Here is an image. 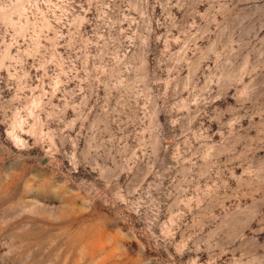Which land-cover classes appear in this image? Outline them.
Segmentation results:
<instances>
[{
	"label": "rangeland",
	"instance_id": "rangeland-1",
	"mask_svg": "<svg viewBox=\"0 0 264 264\" xmlns=\"http://www.w3.org/2000/svg\"><path fill=\"white\" fill-rule=\"evenodd\" d=\"M0 264H264V0H0Z\"/></svg>",
	"mask_w": 264,
	"mask_h": 264
}]
</instances>
